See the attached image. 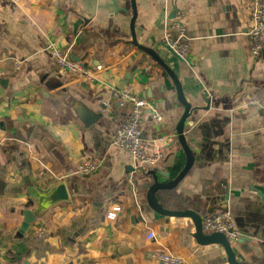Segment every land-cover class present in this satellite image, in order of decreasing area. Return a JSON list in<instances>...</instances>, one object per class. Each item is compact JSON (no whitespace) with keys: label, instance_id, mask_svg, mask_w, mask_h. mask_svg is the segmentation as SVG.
I'll list each match as a JSON object with an SVG mask.
<instances>
[{"label":"crops","instance_id":"0c3cea01","mask_svg":"<svg viewBox=\"0 0 264 264\" xmlns=\"http://www.w3.org/2000/svg\"><path fill=\"white\" fill-rule=\"evenodd\" d=\"M135 4L136 44L132 0H0V264H157L160 251L183 264H229L221 245L199 244L191 218L148 205L154 176L175 180L187 161L176 131L184 107L175 83L140 46L172 70L193 108L184 134L194 163L173 189L179 200L163 208L203 218L227 206L242 235L233 243L237 259L264 264V55H251L249 1ZM174 7L184 14L187 61L163 45L167 31L177 35L168 29ZM53 49L83 64L92 79L62 70ZM115 90L149 103L142 126L148 153L171 142L157 165L142 166L112 145L131 109L113 98ZM252 98L262 107L249 106ZM77 104L98 116L90 127ZM83 161L100 168L81 175ZM59 182L69 201L21 232L23 212L36 208L28 191ZM117 204L121 211L109 220Z\"/></svg>","mask_w":264,"mask_h":264},{"label":"built area","instance_id":"2783aa9c","mask_svg":"<svg viewBox=\"0 0 264 264\" xmlns=\"http://www.w3.org/2000/svg\"><path fill=\"white\" fill-rule=\"evenodd\" d=\"M250 10V26L247 34L252 42L251 55L254 59H259L264 52V0H248ZM184 14L181 10L176 11V17L168 26L169 31H175L176 37H172L167 31L163 38V45L172 49L183 61H187L190 55L189 38L183 26ZM52 56L57 65L64 71L81 78L91 80L93 74L81 63H76L67 58L60 50L53 49ZM121 106L129 104L131 109L123 124L113 133L111 143L114 147L127 152L136 162L142 166L153 167L163 158L164 148L171 142L163 141L157 150L150 154L147 152L148 143L143 134V116L149 103L142 97L135 96L125 91L115 90L112 93ZM107 105V102H104ZM248 105L254 108L262 107V103L257 99L248 100ZM153 118L162 121V117L153 114ZM78 173L89 175L95 173L100 164L93 161H83L79 165ZM121 205L117 204L108 214L109 220H115ZM202 229L206 234L220 233L227 236L230 242L235 243L241 237L237 230L233 216L228 212L205 213L202 218ZM149 240L155 238L153 231L147 235ZM157 264H183V260L169 252L160 251L155 254Z\"/></svg>","mask_w":264,"mask_h":264},{"label":"water","instance_id":"95a60500","mask_svg":"<svg viewBox=\"0 0 264 264\" xmlns=\"http://www.w3.org/2000/svg\"><path fill=\"white\" fill-rule=\"evenodd\" d=\"M133 3V18H132V32H133V38L134 43L136 44V38L134 34V24L137 17V11H136V4L135 0H132ZM177 11V8H173V15L175 16V12ZM140 49L147 52L156 62L161 64L164 69L169 73L171 78L173 79L176 87V92L178 96L179 103L184 107V113L176 127L177 131V137L179 140V143L181 147L183 148V151L186 156V166L183 169V171L177 176L175 180H172L170 182L162 183L159 182L157 177L154 176V183L149 186L148 194H147V202L150 208L155 211L156 213L163 215V216H171V217H177V218H191L194 222L195 229H196V238L199 244L202 245H210V244H218L221 245L226 252L229 264H246L244 262H240L237 259V256L235 254V251L233 249V243L230 242V240L227 238L226 235L220 234V233H214V234H206L204 233L202 229V218L194 211L192 210H186V211H169L159 203L157 199V192L160 190H172L175 189L178 184L186 177L188 172L191 170L193 163H194V157L192 154L191 149L189 148L184 134L185 129V123L186 120L189 118L191 111L193 110L192 106L187 102L182 86L177 78V76L172 72V70L159 58V56L151 49L146 47H139ZM167 49L179 60L182 61V59L175 54V52L167 47ZM264 55V52H263ZM264 109V108H263ZM77 115L82 120L84 125L86 127H90L93 125L97 120L98 116L94 115L88 108L78 105L77 104ZM92 114V115H91ZM93 116V117H92ZM5 184L0 181V189L2 190L4 188ZM28 195L35 201L36 208L32 211H24V222L21 227V232L27 231L29 226L36 221V219L48 212L51 208L56 207L60 203H66L69 201V192L67 190V186L64 182L59 183H53L49 186L48 190L42 191L38 189H30L28 191ZM221 211L226 212L227 206L220 207ZM238 243L241 242L239 239L237 241Z\"/></svg>","mask_w":264,"mask_h":264},{"label":"trees","instance_id":"16d2710c","mask_svg":"<svg viewBox=\"0 0 264 264\" xmlns=\"http://www.w3.org/2000/svg\"><path fill=\"white\" fill-rule=\"evenodd\" d=\"M158 195V197L161 196L162 201H163V207H168V205L170 204V202H177V200H179V196H177L176 194H174L173 189L172 190H160L157 192L156 196ZM157 197V199H158ZM159 200V199H158ZM180 209H186V207H184L183 205H181V203L178 205Z\"/></svg>","mask_w":264,"mask_h":264}]
</instances>
